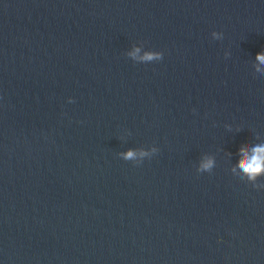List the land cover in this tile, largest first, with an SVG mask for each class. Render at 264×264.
Wrapping results in <instances>:
<instances>
[{
  "label": "water",
  "instance_id": "obj_1",
  "mask_svg": "<svg viewBox=\"0 0 264 264\" xmlns=\"http://www.w3.org/2000/svg\"><path fill=\"white\" fill-rule=\"evenodd\" d=\"M261 51L264 0H0V264H264Z\"/></svg>",
  "mask_w": 264,
  "mask_h": 264
},
{
  "label": "clouds",
  "instance_id": "obj_2",
  "mask_svg": "<svg viewBox=\"0 0 264 264\" xmlns=\"http://www.w3.org/2000/svg\"><path fill=\"white\" fill-rule=\"evenodd\" d=\"M212 38L220 40L223 38V34L213 31L211 33ZM140 48H134L133 51L129 52L127 55L131 59L138 63H149L153 61H159L163 58V53L159 51L147 50L142 55ZM230 53L225 52V57H228ZM255 60L258 63L253 64L255 73L264 75V68L260 65H264V51L256 54ZM70 102H73L70 98ZM239 130V129H238ZM158 148L152 147L150 150H145L143 148L134 149L130 148L126 152H121L118 155L125 161H132L134 164L139 165L143 163L145 158H151L154 154L158 152ZM238 154L240 159L238 164L231 169L233 174L237 173V168L241 179H246L253 187L262 188L264 183H259V179L264 177V141L258 138L249 142L247 145H242L239 148ZM216 165V161L211 156L202 157L199 166L196 171L198 173L208 172L211 173Z\"/></svg>",
  "mask_w": 264,
  "mask_h": 264
}]
</instances>
